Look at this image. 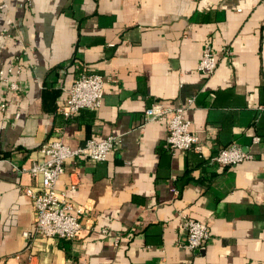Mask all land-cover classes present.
<instances>
[{
  "label": "crops",
  "instance_id": "crops-1",
  "mask_svg": "<svg viewBox=\"0 0 264 264\" xmlns=\"http://www.w3.org/2000/svg\"><path fill=\"white\" fill-rule=\"evenodd\" d=\"M4 1L0 70H21L17 91L0 80V264H264V0ZM208 47L218 62L209 77L198 70ZM82 73L103 77L102 104L65 120ZM190 99L203 154L170 151L165 124L144 118L155 103ZM109 136L120 144L105 162L70 159L57 182L76 188L79 236L25 237L39 148ZM230 145L254 158L209 163ZM185 218L209 228L200 251L185 248Z\"/></svg>",
  "mask_w": 264,
  "mask_h": 264
},
{
  "label": "built area",
  "instance_id": "built-area-1",
  "mask_svg": "<svg viewBox=\"0 0 264 264\" xmlns=\"http://www.w3.org/2000/svg\"><path fill=\"white\" fill-rule=\"evenodd\" d=\"M7 7L4 0H0V10ZM218 62L210 47H208L199 62L198 70L205 76H212L217 70ZM21 67L11 65L6 70H0V80L5 81L11 91L19 89L18 83L13 80L20 74ZM105 94V82L101 75L92 73L80 74L72 83L68 91V99L60 109L65 120L74 118L82 110H97L100 108ZM194 100H188L185 106L170 107L161 103H155L149 107L144 115L145 121L160 122L167 129L166 143L170 151L193 150L203 154V146L198 137L190 131V122L185 118L186 109L193 105ZM2 109L5 105L1 106ZM260 140L255 138V142ZM119 138L109 136L102 140L89 139L83 146L71 148L59 137L54 141L44 143L38 150L39 159L28 170L33 178H39L41 186L35 190L25 188V194L31 198L36 223L33 232H25L24 236L56 238L58 240L71 241L76 239L82 231V208H77L70 194L75 192V186L70 191H59L57 182L64 174L65 163L73 158H79L88 162L101 163L108 159L109 154L117 149ZM254 156L247 150L237 145H230L220 149L209 158L210 164L221 166H236L253 159ZM4 161L0 158V163ZM182 228L187 233L185 248L189 251H200L210 237L206 224L185 218ZM106 231L102 232L105 235Z\"/></svg>",
  "mask_w": 264,
  "mask_h": 264
}]
</instances>
